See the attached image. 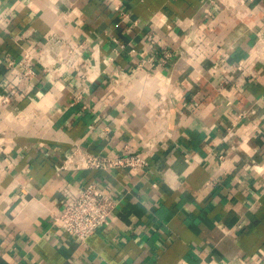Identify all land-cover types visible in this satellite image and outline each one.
Masks as SVG:
<instances>
[{
    "label": "crops",
    "instance_id": "0c3cea01",
    "mask_svg": "<svg viewBox=\"0 0 264 264\" xmlns=\"http://www.w3.org/2000/svg\"><path fill=\"white\" fill-rule=\"evenodd\" d=\"M26 65L0 264H264V0H0V95ZM76 148L148 165L62 169ZM91 182L117 206L82 242L54 216Z\"/></svg>",
    "mask_w": 264,
    "mask_h": 264
},
{
    "label": "built area",
    "instance_id": "2783aa9c",
    "mask_svg": "<svg viewBox=\"0 0 264 264\" xmlns=\"http://www.w3.org/2000/svg\"><path fill=\"white\" fill-rule=\"evenodd\" d=\"M22 63L24 64L25 61ZM13 64L10 61V65ZM34 73L32 67L24 66L19 74V83L9 93L0 95V103L10 102L12 96L21 90L20 83L30 79ZM147 165V158L142 153L110 156L76 148L64 155L61 168L64 170L124 168L138 171ZM116 206L117 201L104 187L97 182H91L79 192H69L63 201L62 209L55 214L54 219L63 225L69 235L86 242L100 226L109 221Z\"/></svg>",
    "mask_w": 264,
    "mask_h": 264
}]
</instances>
